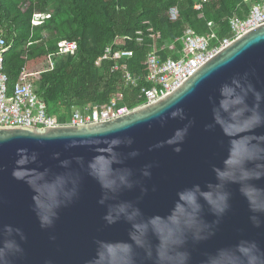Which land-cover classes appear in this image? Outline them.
<instances>
[{"label": "water", "instance_id": "1", "mask_svg": "<svg viewBox=\"0 0 264 264\" xmlns=\"http://www.w3.org/2000/svg\"><path fill=\"white\" fill-rule=\"evenodd\" d=\"M0 264H264V24L122 117L0 127Z\"/></svg>", "mask_w": 264, "mask_h": 264}, {"label": "trees", "instance_id": "2", "mask_svg": "<svg viewBox=\"0 0 264 264\" xmlns=\"http://www.w3.org/2000/svg\"><path fill=\"white\" fill-rule=\"evenodd\" d=\"M260 1L209 0L202 11H196L199 0H0L9 92L26 69L48 114L61 124L73 108L104 106L118 93L123 95L121 105L134 108L139 105L137 90L124 84L121 72L113 71L114 62L95 65L108 48L133 52L128 69L142 86L148 72L146 57L152 49L164 59L176 58L185 29L206 35L208 23L215 24L220 39L230 37L229 21L244 19ZM170 8L179 10L178 21L169 20ZM35 15L50 17L33 26ZM61 41L76 42L77 54L58 56Z\"/></svg>", "mask_w": 264, "mask_h": 264}, {"label": "built area", "instance_id": "3", "mask_svg": "<svg viewBox=\"0 0 264 264\" xmlns=\"http://www.w3.org/2000/svg\"><path fill=\"white\" fill-rule=\"evenodd\" d=\"M208 1L199 0L195 5V10L202 11L203 5ZM49 17L48 15H35L32 25L40 26L44 19ZM168 17L171 22L178 21L179 10L170 8ZM261 24H264V0L253 5L244 19L234 17L229 21L230 37L220 39L214 31V23H208L210 32L206 35H197L193 30L185 29L180 40L182 49L176 52V58L164 59L157 50L152 49L150 51L146 57L148 72L142 86L139 85L140 78L132 75L128 69V61L132 59L133 52L127 50L112 51L108 48L104 56L99 58L95 65L100 66L105 60L113 61V71L121 72L124 84L137 90L135 98L139 105L134 108L121 105L123 95L118 93L104 106L73 108L69 119L62 124L48 114L46 104L35 92L32 74L28 73L26 69H22L17 83L9 92L8 78L3 68V56L8 49L5 39L0 37V127L28 126L41 130L46 127L83 126L122 117L134 109L151 104L170 93L196 69L216 55L220 49ZM137 42H141V39H138ZM169 51L173 52L174 47H169ZM77 52L78 45L76 42L61 41L58 43V56L73 57Z\"/></svg>", "mask_w": 264, "mask_h": 264}, {"label": "rangeland", "instance_id": "4", "mask_svg": "<svg viewBox=\"0 0 264 264\" xmlns=\"http://www.w3.org/2000/svg\"><path fill=\"white\" fill-rule=\"evenodd\" d=\"M47 38V37H46Z\"/></svg>", "mask_w": 264, "mask_h": 264}]
</instances>
